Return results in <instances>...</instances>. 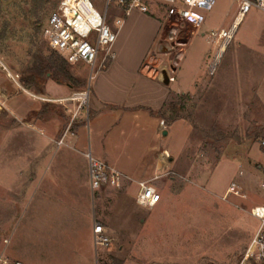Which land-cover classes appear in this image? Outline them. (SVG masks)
Masks as SVG:
<instances>
[{"label":"rangeland","instance_id":"rangeland-1","mask_svg":"<svg viewBox=\"0 0 264 264\" xmlns=\"http://www.w3.org/2000/svg\"><path fill=\"white\" fill-rule=\"evenodd\" d=\"M31 1L0 0V264H237L260 226L251 211L264 204V58L246 48L231 49L209 73L217 51L209 42V30L228 22L224 28L229 27L234 0H215L212 11L200 12L204 24L194 36L189 28L176 23L165 27L164 22L160 47L153 48L148 62L171 71L187 44L171 77L172 90L183 88L186 97H171L156 114L137 110L133 124L124 119L120 125L128 128L126 140L112 144L111 134H106L110 136L105 143L113 146L119 161L138 162L146 145L156 141L153 135L142 137L149 133L143 124L162 123L167 136L161 131L156 143L163 169L152 181L161 202L154 209L138 206V185L133 184L124 204L119 196L126 186L106 188L96 193L89 212L80 200L78 213L63 211L77 205L70 195L56 193L52 199L45 194L74 137L59 145V140L49 142L44 135L69 127L79 102L67 99L91 93L97 74L90 79L88 66L65 62L47 45L44 31L61 0H52L38 19H28ZM94 3L101 12L103 2ZM149 5L148 13L133 11L128 17L116 4L109 9L108 23L118 32L116 47L124 60L135 59L152 45L147 18L162 19L159 13L166 8L156 2ZM173 26L178 28L173 40L182 45L171 51L168 32ZM89 112H82L71 129L75 136L82 125L86 151L88 127L92 145L96 142V118L92 113L89 120ZM106 121L97 124L105 127ZM47 167L48 182L42 183ZM92 210L103 224L111 217L124 239L112 238L109 248L96 252L89 231Z\"/></svg>","mask_w":264,"mask_h":264},{"label":"crops","instance_id":"crops-1","mask_svg":"<svg viewBox=\"0 0 264 264\" xmlns=\"http://www.w3.org/2000/svg\"><path fill=\"white\" fill-rule=\"evenodd\" d=\"M160 9V7L157 8V11H159ZM234 11L235 6L233 12L231 13L230 20L234 15ZM159 15L162 19L149 20V18H147V21L149 23L151 22L153 29V33L151 35L153 39L152 45H150L151 47L147 49L148 51H145V53L141 52L138 56H135V59L131 57L129 59L127 58V60H124L122 56H120V54L122 53V49L116 47L115 44L113 48L114 59L108 64V66L104 70L100 71L96 76V84L94 86V89L90 93L89 101V120L91 119L92 113L96 118V142L94 143V145H92L91 129L89 130L88 127V141L86 151L85 147H83V142H81L80 137V130L82 128V125H79V127L76 128L74 136V140L77 139V141L73 142V140L67 142L65 154L60 159L61 168L58 169L59 174L54 176L53 184H47L45 187V194L47 193V196H50L51 198H55L56 193L61 194L63 192L62 197L70 195L72 200L74 199V202H76L77 205H74V207L71 208L69 207L64 209V212L78 213L77 209L79 208L78 206L80 204V200L83 201V206L86 207L87 212H89V205L92 206V209L94 208V196L96 194L92 196L90 190L89 162L86 157L87 154H91V156L95 160L105 163L110 168L119 171L125 176V178L127 179V182L125 184L126 188L125 191L121 192L119 196V199L122 204L128 201L127 195L129 194L130 189H132L133 184L138 185L139 182H152L154 176L158 173L159 169H163L162 165L159 163V147L156 141L157 139H160V132L162 131V133L164 134L165 131H163V125L159 120L155 121L154 123L150 121L147 124H143V127L146 130H149V133L143 134L142 137L146 135L150 137L151 135H153L156 139L155 143L157 145L153 142L146 145L144 149L145 153H143L141 160L138 162L133 159H128L124 162L119 161L118 155L114 154L115 151L112 149L113 146H107L105 143L106 136H110L106 134H111L110 142H112V144H114L113 142H116L120 139L121 141L126 140L129 134L127 131L128 128L123 127L122 129L120 124L123 123L124 119L126 122L131 121V123H134V118H136L135 112L137 110H144L156 114V112L162 111V109L171 101V97L173 99L178 95L180 97H186L187 95L183 88L179 89L178 91L172 90L171 78L174 75V72L176 73V68L179 65V62H181V59L184 57V52L186 50L185 48L187 44L182 50V52H180V54L175 57L173 66L174 68L172 70L173 73L169 71L165 66H160L158 67V69H155L154 67L150 66L148 62L153 48L160 47L157 44L159 43L160 38L162 37V31L164 26L163 24L164 22H166L165 12L159 13ZM228 23H224L219 28L209 30V32L220 30L224 28L225 25ZM245 23L247 25L246 28L244 27L243 29H241V27L245 25ZM202 36H205L204 32H202ZM242 48H246L248 51H252V53L254 54L259 53V55L264 58L263 13L254 11L244 19V21L236 32L233 42L221 55L216 66L224 59L226 54L231 49H233V51H238ZM142 54L143 56L140 57V55ZM159 69H161V72L157 71ZM163 78L167 79L169 83L164 84L162 82ZM74 99H76V97H74ZM122 110L126 111L124 115L122 113ZM148 112L146 113L148 114ZM103 118L108 120V122H105V125L107 127H100V124L102 123L101 119ZM98 122L100 124H97ZM109 123L110 125L108 127ZM148 127L150 128L148 129ZM63 130L64 129H61V132L59 134V130L55 128L54 135L52 134V129L51 131L47 132L48 134L46 133L44 136L50 140L49 142H54L62 138L66 131ZM100 131H102V133ZM166 152V154H170L168 151ZM145 159L148 160L145 165L140 163ZM170 162L172 161L170 160ZM174 164L175 161H173L171 165ZM47 165H49L48 161L46 163V166ZM48 170L49 169L47 167L46 171L41 175L40 182H48L46 181V178L48 177V174L46 172ZM192 171V167H190L185 177H190L192 175ZM22 175L24 176V179H26V173H22ZM30 179L35 180L36 178ZM103 190L106 189H102L101 192ZM80 212H84V209H82ZM95 217H97L96 212L92 210V226H89V231L92 235L94 221L101 223V221L96 220L97 218ZM105 219L107 220V222L101 224L106 228L110 237L114 238L116 241L124 239V235L122 234L121 228L118 226L116 228V226L113 225L112 218L110 217L108 219Z\"/></svg>","mask_w":264,"mask_h":264},{"label":"built area","instance_id":"built-area-1","mask_svg":"<svg viewBox=\"0 0 264 264\" xmlns=\"http://www.w3.org/2000/svg\"><path fill=\"white\" fill-rule=\"evenodd\" d=\"M96 0H61L57 8L51 13L44 31V37L49 49L58 54L69 64L84 63L91 69L92 79L100 71L104 70L114 59L113 48L116 44L118 32L113 31L108 23V12L112 4L125 13L128 17L133 11L148 13L150 3L156 2L166 8L165 27L169 24L189 28L190 36H194L203 26L204 18L200 12H210L215 7V0H101L103 8L99 12L95 7ZM235 11L229 27L209 33V41L217 47L215 56L209 65V73H213L221 55L233 42L236 32L244 19L252 12L258 11L264 14V0H234ZM119 29L121 20H116ZM175 26V25H174ZM171 27L169 35L172 40L170 50L182 45L175 42L178 28ZM173 66L171 71L173 70ZM67 99L70 102H79L77 108L71 113L69 127L59 140V145H65L67 138L74 137L71 129L82 112H89V90L80 94L81 99ZM264 150V141L261 142ZM89 162V185L92 196L102 189L110 188L122 190L127 179L119 171L110 168L103 162L95 160L91 154H87ZM158 179V176L155 178ZM264 192V183L261 185ZM235 190H230L234 192ZM161 202L153 182H139L135 203L146 209H154ZM254 219L260 222L247 250L237 264H264V204L251 211ZM93 243L96 252L103 251L113 243L106 228L94 221Z\"/></svg>","mask_w":264,"mask_h":264},{"label":"trees","instance_id":"trees-1","mask_svg":"<svg viewBox=\"0 0 264 264\" xmlns=\"http://www.w3.org/2000/svg\"><path fill=\"white\" fill-rule=\"evenodd\" d=\"M51 2H52V0H32L30 3L31 5H30V10L28 11L27 18L28 19H30V18L31 19L32 18L38 19L39 17H41V15L44 12H46L48 7L52 4ZM57 6H58V4H57ZM65 62H67V61L65 60Z\"/></svg>","mask_w":264,"mask_h":264},{"label":"water","instance_id":"water-1","mask_svg":"<svg viewBox=\"0 0 264 264\" xmlns=\"http://www.w3.org/2000/svg\"><path fill=\"white\" fill-rule=\"evenodd\" d=\"M162 82L164 83V84H168L169 83V81L167 80V79H162ZM167 134H166V132L164 133V136H166Z\"/></svg>","mask_w":264,"mask_h":264}]
</instances>
